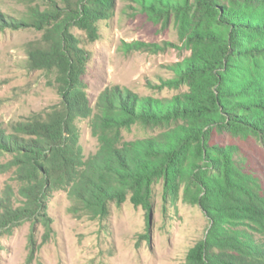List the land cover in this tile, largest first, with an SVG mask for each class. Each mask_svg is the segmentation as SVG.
Returning <instances> with one entry per match:
<instances>
[{
	"label": "trees",
	"instance_id": "trees-1",
	"mask_svg": "<svg viewBox=\"0 0 264 264\" xmlns=\"http://www.w3.org/2000/svg\"><path fill=\"white\" fill-rule=\"evenodd\" d=\"M60 1L61 10L30 3L18 18L0 12V32L42 31L27 43V67L43 71L60 96L45 111L0 123V154L9 157L1 167L16 185L0 197V236L37 219L50 229L43 202L56 189L67 190L77 218L103 220L129 199L150 226L160 188L164 213L184 202L209 221L180 264H264V178L252 145L264 150V0H127L151 22L173 25L177 41L126 49L174 48L180 58L165 65L170 77L147 81L155 93L115 85L95 112L85 82L90 52L73 28L98 40L118 0ZM87 117L99 147L85 160L78 120ZM134 126L144 135L127 140Z\"/></svg>",
	"mask_w": 264,
	"mask_h": 264
},
{
	"label": "rangeland",
	"instance_id": "rangeland-1",
	"mask_svg": "<svg viewBox=\"0 0 264 264\" xmlns=\"http://www.w3.org/2000/svg\"><path fill=\"white\" fill-rule=\"evenodd\" d=\"M38 2L42 10L49 5L61 10L64 5L60 0H0V12L18 18L27 13L30 3ZM99 31L101 37L90 42L83 30L73 28L90 52L85 82L94 112L99 95L109 87L154 92L147 81L156 83L160 77H170L165 65L180 58L174 48L159 53L126 49L125 43L137 40L177 41L173 25L163 28L151 22L127 0H118L114 17L102 20ZM41 37L42 31L32 26L0 32V123L6 126L60 101L45 73L27 67V43ZM91 117L78 120L85 160L99 147ZM124 135L131 140L144 132L134 126ZM252 145L256 168L264 178V150L255 142ZM8 159L0 154V197L7 183L16 189L12 169L1 167ZM158 194L148 226L146 210L135 207L129 199L122 205L113 203L110 215L103 220L77 218L69 210L72 201L67 190L56 189L43 202L50 229L37 219L1 234L0 264H180L189 248L205 236L209 221L197 205L184 202L164 213L160 188Z\"/></svg>",
	"mask_w": 264,
	"mask_h": 264
}]
</instances>
